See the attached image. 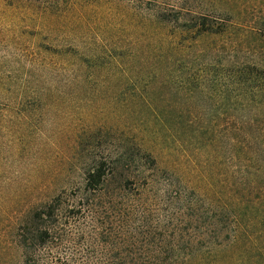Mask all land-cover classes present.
Masks as SVG:
<instances>
[{
    "label": "trees",
    "instance_id": "obj_1",
    "mask_svg": "<svg viewBox=\"0 0 264 264\" xmlns=\"http://www.w3.org/2000/svg\"><path fill=\"white\" fill-rule=\"evenodd\" d=\"M193 7L157 0L150 8L153 50L142 60L149 71L145 62L127 67L132 55L114 46L92 57L136 89L147 109L142 121L160 127L149 135L163 136L166 156L154 153L164 143L137 142L124 131L103 152L98 137L95 144L91 135L78 137L73 184L48 197H15L5 212L18 264H264V19L246 24L247 13L213 16ZM157 78L214 104L159 110L148 96L151 89L162 97ZM14 104L4 124L22 158L42 138L29 125L41 102L19 95Z\"/></svg>",
    "mask_w": 264,
    "mask_h": 264
},
{
    "label": "rangeland",
    "instance_id": "obj_2",
    "mask_svg": "<svg viewBox=\"0 0 264 264\" xmlns=\"http://www.w3.org/2000/svg\"><path fill=\"white\" fill-rule=\"evenodd\" d=\"M190 1L194 10L213 16L243 12L248 15L243 20L246 24L264 19V0ZM156 2L0 0V264H18L21 258L5 212L10 211L18 196L48 197L73 184L76 177L69 173L78 137H98L97 152L110 144H120L123 131L137 142L157 139V143H164L163 136L149 135L160 127L155 122L142 121L147 109L138 101L136 89L132 93L131 85L126 87L119 75L98 67L92 58L102 46H114L115 52L132 55L131 60H126L127 67L137 70L145 62L142 69L151 70L150 63L142 60L150 58L153 50L147 19ZM198 64L193 65L197 68ZM177 78L173 73L169 80L176 82ZM163 80L157 78L152 84L162 97L148 90L159 110L199 112L214 104L198 94L189 99ZM133 85L141 88L138 82ZM19 95L24 100L31 97L41 102L38 119L34 118L38 121L29 125L41 130L42 138L31 143L32 151L22 158L14 155L4 124ZM166 116L170 117L168 113ZM182 125L180 122L179 130ZM86 143L81 149L86 148ZM90 143L95 144L94 140ZM165 145L154 152L159 160L166 156L161 151ZM70 175V179L66 178Z\"/></svg>",
    "mask_w": 264,
    "mask_h": 264
}]
</instances>
